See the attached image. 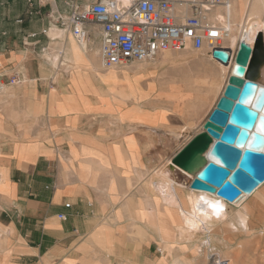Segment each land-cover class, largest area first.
Masks as SVG:
<instances>
[{
	"label": "crops",
	"instance_id": "0c3cea01",
	"mask_svg": "<svg viewBox=\"0 0 264 264\" xmlns=\"http://www.w3.org/2000/svg\"><path fill=\"white\" fill-rule=\"evenodd\" d=\"M103 1L0 0V264H164L173 246L170 264L182 252L178 211L151 189L150 175L184 145L167 140L181 128L183 102L167 99L160 66L102 68L97 27L77 42L66 21L72 8ZM229 1L231 32L253 46L264 30L238 26L264 24V0ZM209 16L222 24L225 9ZM13 77L20 84L7 85ZM170 158L158 183L171 176Z\"/></svg>",
	"mask_w": 264,
	"mask_h": 264
},
{
	"label": "rangeland",
	"instance_id": "374dc122",
	"mask_svg": "<svg viewBox=\"0 0 264 264\" xmlns=\"http://www.w3.org/2000/svg\"><path fill=\"white\" fill-rule=\"evenodd\" d=\"M218 21H220L219 18ZM223 21L225 22V19ZM222 45L228 47L225 41ZM150 63L160 66V73L165 74V76H161L160 82L170 81L166 85L167 99L175 101V103L183 102L176 111V114L179 115L178 119L182 120L181 128L174 138H167L170 147L180 148L192 136L201 132V126L214 109L227 84V73L223 71L221 64L206 54V51L189 50L178 54L165 53ZM131 84H133V89L130 90L134 94L138 93L137 81H131ZM154 87L155 82L148 84L150 90H153ZM168 158L170 157L168 156ZM157 170L150 175L151 189H154L153 186L156 184L157 193L164 197L168 206H175L176 210H179L180 203L177 200V193L180 189H184L182 190L184 195H191V199L195 201V194L190 188L182 185L186 180L190 184L194 173L190 174V179L184 175L183 177H173L171 171L169 173L171 176L168 179L158 183L160 178L156 173ZM166 183L169 184L167 191L163 190ZM215 199L219 201L217 198ZM255 199L258 205L255 204ZM189 202L190 204L187 205L182 203L181 207L190 212L194 202L190 199ZM226 206L227 220L219 223L215 219V215L222 216L223 213L215 210V212H211V215L214 216L215 227L210 228H208L210 223L208 225L203 223L205 222L204 218H201L200 222L195 219L191 224H186L178 214L180 219L178 239H180L179 245L182 252H179L180 255L174 253L170 264H264V185L254 195L247 198L241 206L236 207L232 203H228ZM257 207L260 212H255ZM192 214L198 216L197 213ZM227 224H230V228L227 226L222 230L223 225ZM171 246V243H167L165 249L168 250ZM171 249L162 253L161 261L164 264H167L165 260L169 257Z\"/></svg>",
	"mask_w": 264,
	"mask_h": 264
},
{
	"label": "water",
	"instance_id": "95a60500",
	"mask_svg": "<svg viewBox=\"0 0 264 264\" xmlns=\"http://www.w3.org/2000/svg\"><path fill=\"white\" fill-rule=\"evenodd\" d=\"M211 57L224 66L230 61L222 49L214 50ZM234 62L202 131L170 159L171 171L194 173L190 190L215 194L227 202L251 195L264 184V136L255 131L264 110V86L258 83L264 33L252 48L239 41Z\"/></svg>",
	"mask_w": 264,
	"mask_h": 264
},
{
	"label": "built area",
	"instance_id": "2783aa9c",
	"mask_svg": "<svg viewBox=\"0 0 264 264\" xmlns=\"http://www.w3.org/2000/svg\"><path fill=\"white\" fill-rule=\"evenodd\" d=\"M177 4L169 0H106L81 9L73 7L66 21L78 43L89 36L87 27L98 28L99 60L108 70L147 63L165 53L192 50L206 51L211 56L216 49L225 50L222 43L231 35L229 0L181 2L178 5H183L185 11L182 16L177 14ZM220 6L225 9L222 24L216 22L218 16H209ZM20 82L13 77L7 85ZM4 87L0 84V92ZM58 219L64 221L65 216L58 215Z\"/></svg>",
	"mask_w": 264,
	"mask_h": 264
},
{
	"label": "bare ground",
	"instance_id": "6f19581e",
	"mask_svg": "<svg viewBox=\"0 0 264 264\" xmlns=\"http://www.w3.org/2000/svg\"><path fill=\"white\" fill-rule=\"evenodd\" d=\"M250 23H251L250 20H247V19L244 18L243 20H241L240 25L238 27L241 26L240 30L243 31V33H246L247 30H250L251 28L253 30H255V33L262 32L264 30V24H262V22H252L251 24ZM237 25L238 24H236V26ZM253 36L250 39V41H248V43H250V44L254 43L255 37H253ZM239 41H241L240 36H238L235 33H232L231 32L230 37L225 41V42H227L228 49L225 48V46H223L224 49L226 50V53L230 57V61H229V63H228L227 66H224V65H220V66L222 67L223 71L227 73L228 78L231 75L232 70H233V68L235 66V62H234L235 53H233V52L237 48V45H238ZM214 92H216V91H214ZM248 104H250V103H248ZM260 114H261V118L258 120V122L256 124L255 131L258 132V133H260L262 136H264V110ZM202 126L200 128L201 131H202ZM204 157L206 159V155ZM171 175L173 177L174 176H176V177L177 176L178 177H183V175H184L186 178L188 177V178L191 179L190 174L185 173L183 171H180V170H178L176 168H174V170H172ZM182 185H183V187L189 188V182L187 180ZM168 187H169V184H167V183L164 184L163 190H166L167 191L169 189ZM259 188H257L254 191V193H256V191L259 190ZM192 193L195 194L194 195L195 198H196L195 201H194V199H191V195H189V196L183 195L182 196V199H181L182 200V203L183 204L185 203L186 205L187 204H190L189 199H190V201H193L194 202L193 203V206H191V207H193L192 211L189 212L188 210L183 209L181 207V204H180L179 210H178V214L184 219V221H185L186 224H191V222H193V220H195V219L200 222V221H202L201 218H204L205 222H203V223H206L207 225L210 223V226L208 228L215 227L214 216L211 215V212H215V209L214 208H209L208 206L202 204V202H199L200 201V197H204L205 199L209 200V202H211L214 206H216L217 202H219V208H220L219 211H222L223 214H222V216H218L216 214L215 215V219L218 220L219 223H223V222H225L227 220V216H225V211L227 209L226 204L232 203L234 206L239 207V206L242 205V203L247 198H249L252 195H254V193H252L251 195L241 194V196L236 201H234V202H227V201H225V200L217 197L215 194H209V193H205V192H196V191H192ZM215 198H217L219 201H217ZM225 202H227V203H225ZM192 213H197L198 216H193ZM227 226L230 228V224H227V225H223V229L222 228L221 229L224 230V228L227 227Z\"/></svg>",
	"mask_w": 264,
	"mask_h": 264
},
{
	"label": "clouds",
	"instance_id": "9594fccd",
	"mask_svg": "<svg viewBox=\"0 0 264 264\" xmlns=\"http://www.w3.org/2000/svg\"><path fill=\"white\" fill-rule=\"evenodd\" d=\"M202 202L204 205L208 206L209 208H214L216 211H219V202H217L216 206H214L211 202H209V200L205 199L204 197H200V201Z\"/></svg>",
	"mask_w": 264,
	"mask_h": 264
},
{
	"label": "flooded vegetation",
	"instance_id": "af4514ba",
	"mask_svg": "<svg viewBox=\"0 0 264 264\" xmlns=\"http://www.w3.org/2000/svg\"><path fill=\"white\" fill-rule=\"evenodd\" d=\"M207 54V53H206ZM208 55V54H207ZM209 56V55H208Z\"/></svg>",
	"mask_w": 264,
	"mask_h": 264
}]
</instances>
